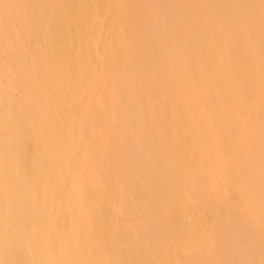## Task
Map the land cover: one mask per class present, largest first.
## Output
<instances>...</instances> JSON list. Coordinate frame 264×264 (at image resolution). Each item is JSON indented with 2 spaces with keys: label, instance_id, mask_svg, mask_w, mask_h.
Wrapping results in <instances>:
<instances>
[{
  "label": "bare ground",
  "instance_id": "bare-ground-1",
  "mask_svg": "<svg viewBox=\"0 0 264 264\" xmlns=\"http://www.w3.org/2000/svg\"><path fill=\"white\" fill-rule=\"evenodd\" d=\"M0 264H264V0H0Z\"/></svg>",
  "mask_w": 264,
  "mask_h": 264
},
{
  "label": "rangeland",
  "instance_id": "rangeland-1",
  "mask_svg": "<svg viewBox=\"0 0 264 264\" xmlns=\"http://www.w3.org/2000/svg\"><path fill=\"white\" fill-rule=\"evenodd\" d=\"M18 27H19V25H18L17 22L14 21V22L11 23L10 28H11L12 31H14V32L17 31V30H18ZM99 92H100V91L97 90V91H96V94H98ZM14 97L16 98V95H14Z\"/></svg>",
  "mask_w": 264,
  "mask_h": 264
}]
</instances>
